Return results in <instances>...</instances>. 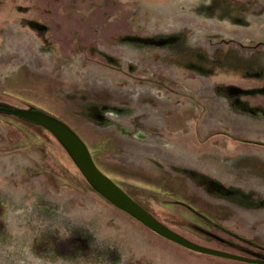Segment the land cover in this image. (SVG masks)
I'll return each instance as SVG.
<instances>
[{"label":"rangeland","instance_id":"obj_1","mask_svg":"<svg viewBox=\"0 0 264 264\" xmlns=\"http://www.w3.org/2000/svg\"><path fill=\"white\" fill-rule=\"evenodd\" d=\"M8 105L62 120L168 229L264 257V0H0ZM66 150L0 112V264H257L150 230Z\"/></svg>","mask_w":264,"mask_h":264},{"label":"water","instance_id":"obj_2","mask_svg":"<svg viewBox=\"0 0 264 264\" xmlns=\"http://www.w3.org/2000/svg\"><path fill=\"white\" fill-rule=\"evenodd\" d=\"M19 118L41 125L50 131L67 149L66 151L79 167V171L84 178L92 185L97 193L113 203L114 206L131 214L150 230L165 236L168 240L183 245V247L198 251L200 253L217 255V257L231 258L244 262L264 264V257L258 258L236 255L216 248H209L194 243L182 235L168 229L162 222L151 216L140 206L128 193L114 182L107 174L102 172L97 166L89 147L82 141L79 135L62 120L57 119L42 110L35 108H6L2 109Z\"/></svg>","mask_w":264,"mask_h":264},{"label":"crops","instance_id":"obj_3","mask_svg":"<svg viewBox=\"0 0 264 264\" xmlns=\"http://www.w3.org/2000/svg\"><path fill=\"white\" fill-rule=\"evenodd\" d=\"M8 107H11V108H20V107H14V106H11V105H8ZM22 109H25V108H22ZM1 110V109H0ZM0 112H5V111H3V110H1ZM10 115H12V114H10ZM12 116H14V117H16V118H19V117H17V116H15V115H12ZM22 119V118H21ZM41 126V125H40Z\"/></svg>","mask_w":264,"mask_h":264},{"label":"trees","instance_id":"obj_4","mask_svg":"<svg viewBox=\"0 0 264 264\" xmlns=\"http://www.w3.org/2000/svg\"><path fill=\"white\" fill-rule=\"evenodd\" d=\"M29 108H35V107H29ZM35 109H37V108H35ZM40 110V109H39ZM20 119V118H19ZM25 120V119H24ZM26 121H28V120H26ZM89 183V182H88ZM90 184V183H89ZM90 187L93 189V190H95L93 187H92V185L90 184ZM96 191V190H95ZM101 195V194H100Z\"/></svg>","mask_w":264,"mask_h":264},{"label":"flooded vegetation","instance_id":"obj_5","mask_svg":"<svg viewBox=\"0 0 264 264\" xmlns=\"http://www.w3.org/2000/svg\"><path fill=\"white\" fill-rule=\"evenodd\" d=\"M1 109V108H0ZM29 122V121H28Z\"/></svg>","mask_w":264,"mask_h":264}]
</instances>
